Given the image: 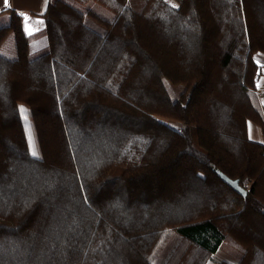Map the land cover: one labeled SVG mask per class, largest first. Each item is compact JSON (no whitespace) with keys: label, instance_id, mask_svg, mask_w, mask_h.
I'll list each match as a JSON object with an SVG mask.
<instances>
[{"label":"trees","instance_id":"1","mask_svg":"<svg viewBox=\"0 0 264 264\" xmlns=\"http://www.w3.org/2000/svg\"><path fill=\"white\" fill-rule=\"evenodd\" d=\"M8 13L0 264H206L228 241L264 264V0H48L33 36Z\"/></svg>","mask_w":264,"mask_h":264},{"label":"crops","instance_id":"2","mask_svg":"<svg viewBox=\"0 0 264 264\" xmlns=\"http://www.w3.org/2000/svg\"><path fill=\"white\" fill-rule=\"evenodd\" d=\"M47 5L48 0H7V4L5 0H0V24L6 23L5 21L9 20V11H15L22 16L24 34L26 36H33L44 28V20L41 16L44 14ZM46 45L47 40L44 38L34 39L29 45V51L31 53L38 52L44 49ZM261 140L262 135L259 140L254 141L260 142Z\"/></svg>","mask_w":264,"mask_h":264},{"label":"rangeland","instance_id":"3","mask_svg":"<svg viewBox=\"0 0 264 264\" xmlns=\"http://www.w3.org/2000/svg\"><path fill=\"white\" fill-rule=\"evenodd\" d=\"M92 5V9L94 12L96 13H103V11L96 5L93 4H89ZM104 14V13H103ZM7 22V21H5ZM3 25V23H2ZM256 61H261L262 59H264V54L262 55H256ZM177 93V91H174V96ZM25 112V110L23 109V113ZM23 123H24V127H25V132L27 135V139H28V145H29V151L31 154H33V151H35V153L37 154V149H36V144H35V140H34V133H33V129L32 126L29 122V119L27 117V114L24 118L23 116ZM174 126L179 124H173ZM249 125V138L252 140H259L260 136H261V131L260 129L253 125V124H248ZM173 242V239H169L167 242V246L166 249L171 247V244ZM228 242H225L221 248L216 252L215 255H213L206 264H220V262H227L230 264H234L237 261V255L235 253V251L233 250V248L231 246H229L230 244H228Z\"/></svg>","mask_w":264,"mask_h":264},{"label":"built area","instance_id":"4","mask_svg":"<svg viewBox=\"0 0 264 264\" xmlns=\"http://www.w3.org/2000/svg\"><path fill=\"white\" fill-rule=\"evenodd\" d=\"M257 64L258 70L253 93L260 103H264V59L258 61Z\"/></svg>","mask_w":264,"mask_h":264},{"label":"water","instance_id":"5","mask_svg":"<svg viewBox=\"0 0 264 264\" xmlns=\"http://www.w3.org/2000/svg\"><path fill=\"white\" fill-rule=\"evenodd\" d=\"M217 176L219 177V179L226 184L229 188H231L236 194H238L241 197H245L246 196V191L239 185V181L238 180H232L230 178H228L226 175H224L223 173L217 171L216 172Z\"/></svg>","mask_w":264,"mask_h":264},{"label":"snow or ice","instance_id":"6","mask_svg":"<svg viewBox=\"0 0 264 264\" xmlns=\"http://www.w3.org/2000/svg\"><path fill=\"white\" fill-rule=\"evenodd\" d=\"M5 3L7 4V0H5ZM36 153H35V151H33V155H35Z\"/></svg>","mask_w":264,"mask_h":264}]
</instances>
